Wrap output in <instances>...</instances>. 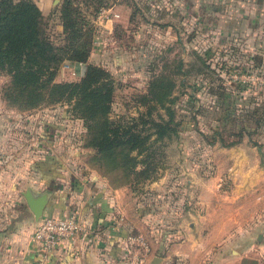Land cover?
<instances>
[{
	"label": "rangeland",
	"instance_id": "1",
	"mask_svg": "<svg viewBox=\"0 0 264 264\" xmlns=\"http://www.w3.org/2000/svg\"><path fill=\"white\" fill-rule=\"evenodd\" d=\"M33 1L45 12L48 36L60 43L61 0ZM167 1L127 0L129 7L123 11L122 3L115 0H71L94 31L90 59L88 56L86 61L106 68L114 80L109 117L127 120L149 107L153 119L164 121L168 109L173 112L169 124L174 125L175 132L163 135L147 149L155 164L152 179L163 176L158 189L155 185H146L152 179H125L110 163L100 164L93 159L95 150L84 145L82 121L70 110L69 102L43 103L30 109L7 103L2 90L8 76L0 73V144L3 146L0 154L3 158L12 154L19 159L30 157L29 149L37 140V132L54 128L58 135L42 142L46 147L55 146L51 154L68 163V172H92L105 184L112 194L114 226L124 224L126 219L134 224L128 232L133 235L138 232L137 220L145 216L146 224L159 227L158 240L171 229L168 213L176 199L171 185H184L183 181L173 183L170 179L173 174L183 175L190 169L207 175L213 173L215 158H222L221 149L229 147L222 143L235 139L250 145L256 140L262 142L260 156L264 163V120L259 121L258 133L243 134L239 138L236 133L241 124L247 129L254 125L253 100L259 97L249 99L251 85L262 84L264 90V0H171V4H177V12L176 8L169 10L162 6ZM165 22L169 25L163 26ZM261 53L260 62L251 58ZM200 56L206 62L200 63ZM65 61L60 63L55 80L78 79L81 67ZM157 74L172 83L164 105L149 99L141 103L140 94L147 92L150 78ZM239 83H245V88L236 97L231 87ZM146 118L137 120L142 132L149 130ZM156 190L160 191L159 196ZM179 206H183L182 201ZM6 208H11V197L0 196V211ZM29 223V227L13 236V241L10 237L9 246H2L0 264H45L46 260L30 239L36 220ZM146 233L143 234L148 249L143 264L150 263L147 259L150 253L158 257L156 264H186L179 257L159 263L165 252L153 247L158 240L155 235H148L149 231ZM31 251L33 255L28 258L21 255ZM141 251L134 241L127 242L120 251H114L116 254L107 264H133L134 256Z\"/></svg>",
	"mask_w": 264,
	"mask_h": 264
},
{
	"label": "crops",
	"instance_id": "2",
	"mask_svg": "<svg viewBox=\"0 0 264 264\" xmlns=\"http://www.w3.org/2000/svg\"><path fill=\"white\" fill-rule=\"evenodd\" d=\"M115 1L122 3L123 11L129 7L127 0ZM166 3L168 6H162L169 10L177 7L171 0ZM261 55L254 59L260 62ZM65 62L81 67L79 62ZM45 133V129L37 132L30 157L19 159L12 154L3 158L0 154V196L11 197V208L0 211V249L9 246L10 237L13 241V236L35 220L24 192L29 190L36 196L47 191L41 215L71 214L82 222L84 231L59 240L45 264H107L116 254L114 251L131 242L128 232L134 224L125 219L124 224L114 226L110 190L92 172H68V163L51 154L55 146L46 147L42 142L47 139ZM258 148L262 150L259 144L239 141L221 149L223 157L215 158L213 173L190 169L183 175L171 176L173 183L184 182L182 187L171 185L176 198L168 213L171 229L158 240L159 227L146 224L145 216L135 224L138 232L134 234L144 237L149 231L148 235H155L158 241L153 247L165 252L159 263L179 257L186 264H264V163ZM162 178L156 177L146 185L158 189ZM181 201L183 206H179ZM21 255L28 258L33 252ZM153 256L149 254L148 263Z\"/></svg>",
	"mask_w": 264,
	"mask_h": 264
},
{
	"label": "trees",
	"instance_id": "3",
	"mask_svg": "<svg viewBox=\"0 0 264 264\" xmlns=\"http://www.w3.org/2000/svg\"><path fill=\"white\" fill-rule=\"evenodd\" d=\"M58 16L62 41L55 43L47 34L45 14L33 0H0V73L8 76V82L2 90L3 98L21 109L60 100L69 102L70 110L82 121L84 145L95 150L93 159L100 164L110 163L125 179H152L155 164L150 160L151 152H147V149L163 135L175 132L174 125L169 124L172 121V110L168 109L167 119L164 121L153 119L149 107H146L144 113L130 116L127 120L109 117L114 90L113 77L103 66L86 61L92 46L93 27L71 0H61ZM165 25L169 23L165 22L163 26ZM207 49L209 50V46ZM259 56L260 54H253L251 58H260ZM63 60L81 64L78 79L55 80L56 71ZM200 60V63L206 62L204 56H200ZM251 86L253 91L249 94V99L259 97V100H253L256 105L253 107V114L256 118L251 129H247L244 124L239 125L236 130L238 138L243 134L258 133L261 128L259 121L264 120L262 84ZM171 87L172 83L162 75H154L148 82L147 92L140 94V102L147 103L145 101L149 99L153 103L164 105ZM244 88L245 83H239L231 87V90L235 91L236 97H240L238 91ZM143 116L147 117L149 128L144 132L137 126V120ZM216 130L217 128L214 129L215 135ZM45 132L48 141L58 135L54 128L45 129ZM236 143L238 139L222 145L231 146ZM261 143L258 140L252 142L262 146Z\"/></svg>",
	"mask_w": 264,
	"mask_h": 264
},
{
	"label": "built area",
	"instance_id": "4",
	"mask_svg": "<svg viewBox=\"0 0 264 264\" xmlns=\"http://www.w3.org/2000/svg\"><path fill=\"white\" fill-rule=\"evenodd\" d=\"M82 231L84 225L71 214L41 215L30 234V239L39 250L41 258L46 260L59 240L72 237ZM128 238L138 244L142 250L138 256H134L133 264H143L148 249L144 237L141 234H133Z\"/></svg>",
	"mask_w": 264,
	"mask_h": 264
},
{
	"label": "water",
	"instance_id": "5",
	"mask_svg": "<svg viewBox=\"0 0 264 264\" xmlns=\"http://www.w3.org/2000/svg\"><path fill=\"white\" fill-rule=\"evenodd\" d=\"M258 150H259V154H260L261 151L259 148H258ZM46 196H47V191H44V192H42L36 196L31 195L29 190H26L24 192V197H25L26 203H27L28 207L31 209V211L33 212V215H34L36 221L41 216L42 208L46 202ZM157 259H158V257L153 256L150 264H156Z\"/></svg>",
	"mask_w": 264,
	"mask_h": 264
}]
</instances>
